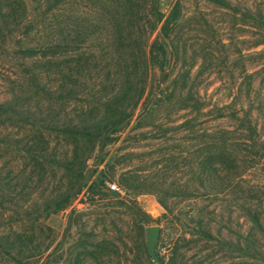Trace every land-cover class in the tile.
<instances>
[{
  "label": "rangeland",
  "instance_id": "1",
  "mask_svg": "<svg viewBox=\"0 0 264 264\" xmlns=\"http://www.w3.org/2000/svg\"><path fill=\"white\" fill-rule=\"evenodd\" d=\"M27 1L32 7H43L40 6L41 0ZM230 1L241 9L264 8V0ZM140 2L145 4L146 1ZM177 3L179 17L170 36L172 43L168 46L173 54L165 70L168 78L164 80V73L157 67L150 71L141 101L145 100L143 105L140 103L132 120L114 134L116 139L103 149H97L87 162L84 172L88 183L96 180L98 183L101 178L104 181L102 186H94L89 192L83 190L64 210L48 213L43 204L51 201L64 187L62 171L47 167L41 175L22 150L0 143V177H5V186L0 189V241L3 243L0 264H154L146 250V229L151 225L160 226L159 237H164V241L158 240L156 250L166 260L173 254L180 264H264V259L239 256L216 240L205 242L197 237L189 240L191 230L181 227L175 219L203 209L204 214L208 212L206 217H211L212 231L217 237L235 239L236 233L242 236L252 232L259 240L257 245L264 248V235L251 228L245 214L230 200L232 195L210 200L196 197L193 190L185 195H169L125 189L119 184V174L132 171L138 175L137 185L142 189L167 190L185 183L196 186L194 167L189 163L196 157L199 133L178 126L187 114H194L179 100V95L185 96L188 89L198 91L201 102L206 104L204 112L215 105L235 101L239 91L236 109L242 103L244 111L250 109L252 117L257 120L259 143L263 146L261 159H264V107L249 103L244 79L247 72L258 69L264 61V44L254 46L259 39L256 29L249 26L240 13L234 15L231 10L209 0H158L164 16ZM77 7L86 17L84 27L88 33L77 50L93 61L89 63V88L67 105L60 106L61 120H66L67 115L73 116L75 105L90 102V93L97 94L100 90L97 83L105 76L104 57H107L106 46L111 38L110 31L104 29L107 23L101 21L100 12L92 1ZM48 22L38 27L39 32L25 39L24 45L41 47L50 42V37L59 43L56 25L53 24L51 30ZM146 25L150 27L148 23ZM155 35L156 31L150 41ZM144 36L134 31L133 39L143 41ZM17 51L16 47L9 54H1L0 97L9 93V82L17 76L19 78L24 68L40 71L42 82L52 79L56 83L61 61L67 60L71 66L75 64L76 53L73 51L64 59L54 56L49 63L51 77H48L45 70L49 64L45 58L23 59ZM186 72L189 79L185 83L182 76ZM259 81L260 78L254 83L255 90ZM143 106H146L144 112ZM230 110L225 111L229 113ZM244 111L240 110L239 114ZM199 119L215 129L232 130L237 125L227 117L216 118V111ZM24 130L20 128L23 137ZM7 132L14 134L5 129L4 133ZM53 143L58 140L53 138ZM67 147L60 140L58 152L65 153ZM112 170L116 171L114 176L110 174ZM245 181L246 193L239 203L251 205L263 200L264 165L259 163L249 168ZM111 182L120 186L119 196L110 192L107 183ZM160 200L166 201L173 209V218L169 222L163 220L166 211ZM220 211L224 219L220 217ZM262 217L264 223V213Z\"/></svg>",
  "mask_w": 264,
  "mask_h": 264
},
{
  "label": "trees",
  "instance_id": "2",
  "mask_svg": "<svg viewBox=\"0 0 264 264\" xmlns=\"http://www.w3.org/2000/svg\"><path fill=\"white\" fill-rule=\"evenodd\" d=\"M88 1H92L95 9L100 12L101 21L108 24L104 25V29L110 31V42L106 46L108 53L104 57L105 76L97 83L100 86L97 94L89 91L90 102L75 105L74 115H67L66 120H61L60 106L67 105L71 99L89 88V63L93 60L84 57L77 50L88 35L84 27L86 17L77 5ZM145 1L142 4L140 0H41L40 6L43 7H32L27 0H0V58L2 53L9 54L16 47L23 59L45 58L48 64L53 61L54 56L59 55L64 59L72 51L76 53L74 65H69L67 60L58 65L56 83L52 79L42 82V73L27 67L19 78L17 76V79H11L9 93L0 97V143L22 150L35 169L40 170L41 175L47 167H54L62 171V179L65 178L64 187L51 201L43 204V209L48 213L64 210L83 190L89 192L94 186L104 184L101 178L98 183L97 180L88 183L84 172L88 160L97 149H103L115 140L114 134L123 130L132 120L139 104L143 105L145 100L141 101L145 96L150 71L157 67L164 73V80L169 76L165 70L170 64L173 50L168 46L172 43L170 36L177 26L179 5L175 4L164 16L159 9L158 0ZM209 1L231 10L234 15L240 13L243 20L257 31L259 39L254 42V46L264 44V8L241 9L230 0ZM46 21H49L48 28L51 30L53 24L56 25L61 42L56 43L50 37V42L41 47L24 45V40L39 32L38 27ZM147 23L150 27H147ZM134 31L140 36L145 35L144 40L133 39ZM155 31L156 35L150 41ZM45 73L51 77L50 64ZM258 78L260 84L255 90L254 83ZM188 79L189 73L186 72L182 80L186 83ZM244 79L249 103L258 108L264 107V61L258 69L247 72ZM173 82L177 83L175 79ZM239 94L237 91L235 101L223 106L215 105L207 112L203 111L206 104L201 102L198 91L188 89L185 96L179 95L185 108H189V112L194 114H187L178 126L188 131L196 130L200 138L196 157L189 163L190 167H194L196 186L185 183L181 187L173 186L167 190L160 187L159 190L142 189L137 185L138 175L132 171L120 173L119 184L125 189L150 190L169 195H185L193 190L196 197L210 200L232 195L230 200L242 210L251 228L264 235V199L251 205L239 203L246 193L244 184L249 168L259 163L264 165L257 120L252 117L250 109L244 111L242 103L236 109ZM227 108L231 109L229 113L225 111ZM145 110L146 106H143V112ZM240 110L244 111L243 114H239ZM211 111H216V118L227 117L237 125L232 130L215 129L206 125L199 118ZM20 128L25 129V137ZM5 129L14 134L4 133ZM53 138L58 143L52 144ZM60 140L68 145L66 152L62 154L58 152ZM110 174L114 176L116 171L112 170ZM4 179L5 177H0V189L5 186ZM110 192L113 196H119L117 192ZM160 203L166 211L163 220L171 221L173 209L164 200H160ZM133 209L137 211V208ZM223 212L220 211L222 219ZM207 213L204 214L202 209L185 215L184 218L176 216L175 219L181 227L191 230L189 240L194 237L205 242L216 240L239 256L264 259V248L257 245L259 240L256 233L242 236L236 233L235 239L217 237L212 231L211 217H206ZM159 239L164 241L162 236ZM0 246H3L2 241ZM157 253L164 264H180L173 254L166 260L159 250Z\"/></svg>",
  "mask_w": 264,
  "mask_h": 264
},
{
  "label": "water",
  "instance_id": "3",
  "mask_svg": "<svg viewBox=\"0 0 264 264\" xmlns=\"http://www.w3.org/2000/svg\"><path fill=\"white\" fill-rule=\"evenodd\" d=\"M160 236V226L151 225L146 229V250L150 259L155 264H164L159 254L157 253L156 246Z\"/></svg>",
  "mask_w": 264,
  "mask_h": 264
},
{
  "label": "built area",
  "instance_id": "4",
  "mask_svg": "<svg viewBox=\"0 0 264 264\" xmlns=\"http://www.w3.org/2000/svg\"><path fill=\"white\" fill-rule=\"evenodd\" d=\"M107 185L110 188V190L121 193L120 186L118 184H116L115 182L107 183Z\"/></svg>",
  "mask_w": 264,
  "mask_h": 264
}]
</instances>
